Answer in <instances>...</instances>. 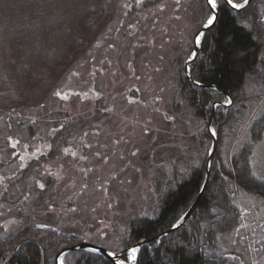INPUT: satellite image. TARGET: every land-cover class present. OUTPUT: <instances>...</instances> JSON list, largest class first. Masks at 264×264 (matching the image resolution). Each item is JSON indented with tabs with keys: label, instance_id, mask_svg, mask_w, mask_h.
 <instances>
[{
	"label": "rangeland",
	"instance_id": "374dc122",
	"mask_svg": "<svg viewBox=\"0 0 264 264\" xmlns=\"http://www.w3.org/2000/svg\"><path fill=\"white\" fill-rule=\"evenodd\" d=\"M81 4L87 5L84 10L86 14L82 12V16L78 12L82 9ZM24 8L29 11V19L44 21V30L33 31L32 34H0V107H4L1 101H5L9 107L18 108L19 104L12 100L29 102L31 99L38 103L47 98L44 104H39V121L32 114L25 115L31 108L28 104L21 103V118L16 108L4 107L0 110V141L6 143L9 137L23 139L34 126L39 129L55 126L56 123L50 121L49 116L45 119L46 108L53 114L61 112L64 108L62 100L68 97L64 95L65 92L71 94L91 85L87 79L95 75V85H101L98 89L104 87V79L115 78L126 81L123 83L125 88L131 82H136L143 90L144 105L127 98L120 111L115 110L107 119L98 120L100 133L94 137H100L104 146H98V155L91 153L80 164L86 169L90 166L85 177H81L79 165L70 154L59 158H73L74 161L56 167L55 171L66 178L75 176L74 182L60 183L64 185L60 190L64 209L68 210L69 197L77 187H80L79 193L82 194L74 212L64 215L56 213L52 223L65 226L62 227L65 233L121 253L131 245H124L129 222L135 216L155 215L159 195L175 177L176 165L183 168L187 162L198 161L201 155L195 147L194 134L198 124L201 129L204 127V120L198 122L196 110L178 98L177 88L179 79L183 77L180 63L185 64V70L186 64L191 63H187L186 59L194 49L192 37L205 22V0H140L139 3L137 0H27ZM70 14L78 20L73 21L78 34H67L58 25ZM86 17H90L93 24H83ZM69 35L73 37L70 41ZM7 38L10 42L5 46ZM37 39L55 51V57L58 56L53 58V62L58 63L44 85L41 82L33 91H27L28 96H25L30 98L25 99L23 94L18 96L17 93V89L26 92L22 88L23 78L20 80L12 74L13 67L15 62H30V57L36 64ZM61 49L67 52L59 55ZM21 52H27V55L19 58ZM152 63L156 65L152 66ZM111 69L116 71L112 72ZM149 74H152L151 80ZM8 83H13L14 88L7 87ZM254 86L251 85L250 89H255ZM158 95L160 100L156 98ZM258 101L250 113L254 114L264 106V95ZM221 103L228 104L225 101ZM72 117L75 119L71 121H79L76 114ZM243 119L227 135L223 147L225 155L235 149L242 136L247 137L248 124ZM60 123L61 120L58 121ZM208 129L212 132V138L216 136V132L213 135L211 123ZM208 143L211 148L212 143L209 140ZM22 147L19 149L22 150ZM252 163L253 170L263 175L264 137L254 146ZM237 189L234 199L242 217L235 232L236 244L229 245L238 250L239 254L235 253V256L239 261L264 264V197ZM258 248L259 252H256ZM240 252L243 254L240 255ZM127 256L128 252L122 258L126 259ZM135 262L128 261L127 264Z\"/></svg>",
	"mask_w": 264,
	"mask_h": 264
},
{
	"label": "trees",
	"instance_id": "16d2710c",
	"mask_svg": "<svg viewBox=\"0 0 264 264\" xmlns=\"http://www.w3.org/2000/svg\"><path fill=\"white\" fill-rule=\"evenodd\" d=\"M26 1L0 0V34H32L33 31L44 30L43 20L35 22L29 19V11L24 8ZM242 1L233 0L234 3ZM219 2L218 18L204 32L198 55L189 64L190 77L193 81L198 80L199 84L190 81L184 64L180 63L183 77L179 79L177 88L178 98L196 110L198 122L204 120V127L201 129L198 124L194 134L195 147L201 155L198 161L187 162L183 168L176 165L175 177L159 195L156 214L135 216L129 222L124 245L162 232L190 207L206 175L208 140L211 143L213 140L206 120L211 115L217 142L211 156L208 180L187 220L158 240L142 245L136 253V264H240L235 256V253L239 254L238 250L229 245L236 244L235 232L242 217L234 199L237 188L264 197V173L258 175L252 163L254 146L264 137V106L254 114L250 113L264 95V0H249L238 9L223 0ZM86 6L81 4L80 16L82 12L86 14ZM72 15L64 17L58 25L67 34H78L74 26L78 20ZM86 18L83 24H93L90 17ZM72 39L69 35L68 40ZM6 42L5 46H8V38ZM36 44V64L30 57V62H15L13 67L12 74L18 79L23 78L20 80L26 91L22 93L17 89L18 96L23 94L25 99L30 98H26L27 91H33L41 82L44 85L58 63L53 62L56 54L47 47L48 44L42 45L39 39ZM66 52L61 49L59 55ZM26 55L27 52H21L18 57ZM253 84L257 89H250ZM6 86L14 88L13 83ZM229 98L231 104L221 103ZM12 102L21 104L26 101ZM242 118L248 124V135L246 138L242 136L235 149L225 155L226 137L237 128ZM2 235L5 240L0 241V264L5 260L6 264H56L57 252L82 241L56 227L30 230L21 226ZM19 241L21 244L17 246ZM125 255L124 252L121 257ZM61 260L63 264H114L108 256L86 249H70Z\"/></svg>",
	"mask_w": 264,
	"mask_h": 264
},
{
	"label": "flooded vegetation",
	"instance_id": "af4514ba",
	"mask_svg": "<svg viewBox=\"0 0 264 264\" xmlns=\"http://www.w3.org/2000/svg\"><path fill=\"white\" fill-rule=\"evenodd\" d=\"M153 65L156 64L152 63ZM148 70H151V68ZM89 71L92 72L94 69H89ZM106 71L110 70L107 69ZM111 71L115 72L116 69H111ZM84 76L87 77L89 74ZM95 76L87 79L91 85L73 91L71 94L65 92L64 95L68 97L62 100L64 108L61 112L53 114L51 110L46 108L44 111V114L47 115L45 119L47 120L49 116V120L56 123L55 126L47 128L44 126L42 129L34 126L27 133V138L9 137L6 143L3 140L0 141L1 242L5 240L2 234L9 233L16 228L18 230L21 226L30 230H34L35 227L44 229L56 227L62 231V227L65 226H61L59 223H52L54 222L55 214L64 215L74 212L77 209L76 202L78 198H81L82 192L79 193L80 187H77L69 197L70 205L68 210L64 209L62 203L64 198L60 196V190L64 185L60 183L65 184L67 181L74 182L75 176L70 175L66 178L63 175H57L55 173L56 167H61L65 164L69 165L75 159L77 165H79L78 171L81 172V177H85L90 166H88L89 169H86L80 164H83L91 153L98 155L96 148L104 146V142L100 140V137H94V135L100 133L98 120L107 119L114 114L115 110L120 111V106L124 105L123 102L127 98L133 103L138 102L144 105L143 90L139 83L131 82L125 88L123 87V83L126 81L122 79H104L102 81L104 87L98 89L101 85H95ZM148 76L149 80H151L152 74ZM152 84L153 81H151ZM46 98L47 96L38 103L31 99L29 102H23V105L28 104L31 106L26 111L28 114L25 115L32 114L35 120L39 121L40 114L38 108L41 107L39 104L42 105ZM156 98L160 100V95ZM75 101L78 102L74 104L73 102ZM1 102L4 104V107H9L5 105V101ZM22 104L19 103V107H15L19 118L22 116L20 110ZM4 107H0V110ZM9 108L15 109L13 107ZM73 114H76V118L79 121H71V119H75L72 117ZM62 118H64L63 121ZM54 119L57 121H54ZM59 120H61L60 124H58ZM5 121L7 122L8 119ZM112 134H110L111 137ZM19 143L21 147L23 146L22 150L19 149L21 148ZM67 154H70L74 159L59 158V156ZM40 184H43L44 187L41 188ZM55 209L59 211L56 212L54 211ZM70 235L81 238L74 234ZM82 241L84 240L82 239ZM20 244L21 241L18 242L17 246ZM247 244L249 243H246L248 247ZM243 247L245 248L244 245ZM256 252H259V248ZM242 254L240 252V255ZM248 263L247 261H240V264Z\"/></svg>",
	"mask_w": 264,
	"mask_h": 264
},
{
	"label": "water",
	"instance_id": "95a60500",
	"mask_svg": "<svg viewBox=\"0 0 264 264\" xmlns=\"http://www.w3.org/2000/svg\"><path fill=\"white\" fill-rule=\"evenodd\" d=\"M223 1L226 3V0H223ZM241 4H243V2H241ZM206 29L207 28H204L203 25H202V27L199 29L198 32L204 33L206 31ZM199 49H200V47L197 48L194 45L193 51L199 52ZM190 61H192V60H187V63H189ZM188 75H189L190 81L196 83V81H193L191 79L190 74H189V70H188ZM206 86L212 87V85H206ZM225 105H228V104H225ZM210 123H211V116L207 120V126L208 127L210 126ZM216 142H217V137L216 136H213L212 145H211V148H210V150L208 152V156H207V169H206V175H205V179H204L203 185H202V187H201L198 195L196 196V198L194 199V201L190 205V207L173 223V224H177V222L179 221V224H177V227L180 226L181 224H183L187 220V218L191 215V213L193 212V210L195 209V207H196V205L198 203L199 198L201 197V195H202V193H203V191L205 189V186H206V183H207V180H208V176H209L211 156H212L213 150H214V148L216 146ZM181 217H184V219L181 220L180 219ZM172 225L170 227L166 228L165 230H163L162 232H159V233H157V234H155L153 236H150L148 238H145V239H142V240H139V241L133 243L128 248H125L121 253H116V257L121 258V254H123L124 252H128V249H130L132 247H136L139 250V248L142 245H144L145 243H147L149 241H153V240H158L160 237L164 236L165 234L170 233L171 231H173L175 229V228L172 227ZM70 249H86V250H90V251H91V249H96L95 252H99V253H102V254L108 256V258L115 264L116 257H111V256L108 255V253L111 252L110 250H108V249H106V248H104L102 246H98L96 244H92V243L84 242V241L79 242L77 244L68 245V246L62 248L59 252H57V254L55 255V262H56V264H61L60 263V259H61L62 255L66 251H68ZM6 263H7V261H5L4 264H6ZM135 264H136V262H135Z\"/></svg>",
	"mask_w": 264,
	"mask_h": 264
},
{
	"label": "snow or ice",
	"instance_id": "6c2138e0",
	"mask_svg": "<svg viewBox=\"0 0 264 264\" xmlns=\"http://www.w3.org/2000/svg\"><path fill=\"white\" fill-rule=\"evenodd\" d=\"M137 2L139 3L140 0H137ZM248 2H249V0H243V4H241V3H234L233 0H226V3L234 9L242 8ZM205 4H206V12H205V15L203 17V20L205 21L203 24V27L204 28H210L211 26L214 25V23L216 22V20L218 18L221 5H220L219 0H205ZM203 36H204V33H201V32H197L196 34L193 35L192 40H193L194 45L197 48L201 47ZM197 55H198V52L192 51L191 55L188 56V60H193ZM196 83L198 84L199 81L197 80ZM57 95H59V93H57ZM225 102L228 104L232 103L231 99H228ZM213 135H215L214 130H213ZM39 186L41 188L44 187L43 184H40ZM180 219L183 220L184 217H181ZM177 224H179V221L177 222ZM177 224H173L172 227L176 228ZM91 251H96V249H91ZM137 251H138V249L136 247H132V248L128 249V256L126 259L116 257L115 251L109 252L108 255L111 257H116L115 264H127L128 261L134 262L136 260V252ZM61 264H63L62 260H61Z\"/></svg>",
	"mask_w": 264,
	"mask_h": 264
}]
</instances>
